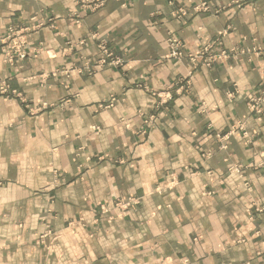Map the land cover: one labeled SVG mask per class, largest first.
I'll use <instances>...</instances> for the list:
<instances>
[{
    "label": "crops",
    "instance_id": "1",
    "mask_svg": "<svg viewBox=\"0 0 264 264\" xmlns=\"http://www.w3.org/2000/svg\"><path fill=\"white\" fill-rule=\"evenodd\" d=\"M77 1L0 0V40L28 51L0 46L27 101L0 96V264H264V0ZM104 41L121 65L97 67Z\"/></svg>",
    "mask_w": 264,
    "mask_h": 264
},
{
    "label": "built area",
    "instance_id": "2",
    "mask_svg": "<svg viewBox=\"0 0 264 264\" xmlns=\"http://www.w3.org/2000/svg\"><path fill=\"white\" fill-rule=\"evenodd\" d=\"M108 0H78L77 5L81 11H87V12H94L103 7ZM238 2V1H237ZM208 5L206 2H204L201 6L197 7L200 11L208 10ZM218 12V11H217ZM26 40L23 39V36L16 35L15 30H10V33L4 36L0 40V46L3 49V52L5 54V58L8 61H13L15 57L18 58H25L28 55V51L25 49ZM169 44H170V57L172 58H181L184 56L183 51V45L181 44L180 40L175 36H170L169 38ZM209 51V47H205L200 53L190 55L193 61H196L198 58H202L205 53ZM227 56V53L222 52L221 56ZM217 58V55L209 54L205 59L203 60V64L206 66H210L213 61ZM95 62L98 68H103L106 66H118L123 63V58L116 55L111 47L107 44V42H102L98 46V53L95 58ZM0 96H6L11 98L12 96H17L22 102L26 103L25 97L21 95L20 92H17L14 89H11L8 82L4 79L0 78ZM171 98V94L168 93L167 95L161 97L159 101V105H162L168 101V99ZM114 98L111 99L110 103L107 106H111L114 102ZM254 104L252 107H255V104H259L260 107L256 109L258 116L261 117L264 113V96L259 98H254L252 101ZM159 107V106H158ZM31 110H34L33 108H30ZM141 114H143L144 117V128L143 132L146 133L149 131V129L154 126L158 119V114L156 113H143L140 111ZM242 124H238L236 126H233L230 132H227L225 134L219 133L217 136L219 139L222 140V143H228V141L231 138V135L238 130L242 129Z\"/></svg>",
    "mask_w": 264,
    "mask_h": 264
},
{
    "label": "rangeland",
    "instance_id": "3",
    "mask_svg": "<svg viewBox=\"0 0 264 264\" xmlns=\"http://www.w3.org/2000/svg\"><path fill=\"white\" fill-rule=\"evenodd\" d=\"M228 145H229V143H221V148H227ZM119 162H122V161H119ZM231 169L238 171L239 168L232 167ZM56 183L59 184L60 183L59 180H57ZM166 186H169V184L167 183ZM139 202L140 201H139L138 198L117 199V200L113 201L112 208H110L109 205H107L105 202L99 203L97 205L96 216L93 219V221H94V223H98L102 216L107 215V214H109L112 211L114 212L113 216H115L117 218L123 217V214L127 213L131 208L137 206L139 204ZM79 223L85 225L87 223V221L84 218H80L79 221L71 220V221L68 222V227H72L73 228L76 225H78ZM50 235H52V234H49V236ZM45 236L46 235H44L42 237L44 238ZM242 264H249V262H245V263H242Z\"/></svg>",
    "mask_w": 264,
    "mask_h": 264
}]
</instances>
